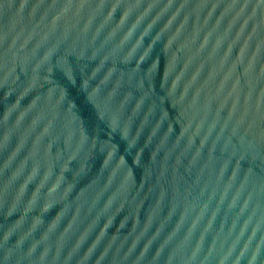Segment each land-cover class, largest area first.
<instances>
[{"label": "water", "instance_id": "1", "mask_svg": "<svg viewBox=\"0 0 264 264\" xmlns=\"http://www.w3.org/2000/svg\"><path fill=\"white\" fill-rule=\"evenodd\" d=\"M0 264H264V0H0Z\"/></svg>", "mask_w": 264, "mask_h": 264}]
</instances>
